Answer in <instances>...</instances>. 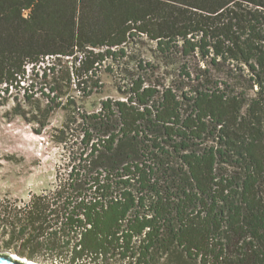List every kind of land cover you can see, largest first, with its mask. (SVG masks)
I'll list each match as a JSON object with an SVG mask.
<instances>
[{
  "label": "trees",
  "instance_id": "trees-1",
  "mask_svg": "<svg viewBox=\"0 0 264 264\" xmlns=\"http://www.w3.org/2000/svg\"><path fill=\"white\" fill-rule=\"evenodd\" d=\"M145 40L178 81L133 56L125 100L79 108L70 91L89 97L105 63ZM40 63L55 84L43 95L74 86L61 108L81 126L82 164L0 213L6 248L64 264H264V0H0V97L33 98L22 83Z\"/></svg>",
  "mask_w": 264,
  "mask_h": 264
},
{
  "label": "rangeland",
  "instance_id": "rangeland-1",
  "mask_svg": "<svg viewBox=\"0 0 264 264\" xmlns=\"http://www.w3.org/2000/svg\"><path fill=\"white\" fill-rule=\"evenodd\" d=\"M153 47L150 41L145 40L127 49L132 54L131 58L120 63L106 62L99 74L102 88L93 91L87 98L81 93L70 91L74 88L72 86L62 87L59 99L51 93L50 96L54 98L52 100L45 94L55 85L53 75L49 74L45 79L36 78L32 72L26 84L30 81L35 83L33 98L27 99L23 92L19 93L15 88L0 97V213L5 208L9 212L14 208H22L36 195L54 193L67 181L72 169L82 164L81 126L78 121L67 128L66 124H71L73 110L61 108L66 102V91L78 98V107L87 114L96 112L104 100H125L119 87H123L126 68L137 71L133 56L137 61L159 65L160 69L154 78L166 85L178 81L179 65L167 67L160 63L151 50ZM108 66L112 71L106 69ZM63 83L65 81H61L60 85ZM64 130L66 132L62 133ZM2 233L0 229V252L16 254L15 249H18L19 244L13 245V250L6 248L7 237ZM34 262L64 264L42 256Z\"/></svg>",
  "mask_w": 264,
  "mask_h": 264
},
{
  "label": "water",
  "instance_id": "water-1",
  "mask_svg": "<svg viewBox=\"0 0 264 264\" xmlns=\"http://www.w3.org/2000/svg\"><path fill=\"white\" fill-rule=\"evenodd\" d=\"M36 263L37 262L31 261L27 258H20L15 254L0 252V264H36Z\"/></svg>",
  "mask_w": 264,
  "mask_h": 264
},
{
  "label": "built area",
  "instance_id": "built-area-1",
  "mask_svg": "<svg viewBox=\"0 0 264 264\" xmlns=\"http://www.w3.org/2000/svg\"><path fill=\"white\" fill-rule=\"evenodd\" d=\"M46 59V63H45V65H47V63H52V61L50 60V59H48L47 57L45 58ZM45 65H44V63H40L38 66H37V70L36 71H34L33 70V65H29V66H27V71H26V78H27V80H28V76H29V74H30V72H32V73H34V75L36 76V78H43L42 76H43V70H44V68H45ZM50 74V73H49ZM27 82V81H26ZM26 82L25 83H22L26 88H28V86L30 85V83L31 82H33V81H30V83H27L26 84ZM21 92H23V94H24V96H25V94H26V92H27V90H25L24 91V89L23 90H21ZM20 92V93H21ZM29 93L31 94H33V91L31 92V91H29Z\"/></svg>",
  "mask_w": 264,
  "mask_h": 264
},
{
  "label": "bare ground",
  "instance_id": "bare-ground-1",
  "mask_svg": "<svg viewBox=\"0 0 264 264\" xmlns=\"http://www.w3.org/2000/svg\"><path fill=\"white\" fill-rule=\"evenodd\" d=\"M36 264H39V263H36Z\"/></svg>",
  "mask_w": 264,
  "mask_h": 264
}]
</instances>
